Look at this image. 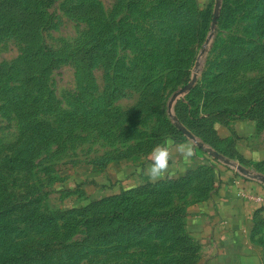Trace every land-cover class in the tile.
<instances>
[{"label":"rangeland","instance_id":"374dc122","mask_svg":"<svg viewBox=\"0 0 264 264\" xmlns=\"http://www.w3.org/2000/svg\"><path fill=\"white\" fill-rule=\"evenodd\" d=\"M236 120L264 141V0H0V264H200Z\"/></svg>","mask_w":264,"mask_h":264},{"label":"crops","instance_id":"0c3cea01","mask_svg":"<svg viewBox=\"0 0 264 264\" xmlns=\"http://www.w3.org/2000/svg\"><path fill=\"white\" fill-rule=\"evenodd\" d=\"M229 126L217 124L215 130L221 142L230 140L235 164L219 167L218 188L190 211L188 226L202 250L200 264H264V141L254 121L236 120ZM186 156L169 154L170 165L158 177L198 166L189 158L182 160ZM151 166L135 167L120 182L153 179Z\"/></svg>","mask_w":264,"mask_h":264},{"label":"clouds","instance_id":"9594fccd","mask_svg":"<svg viewBox=\"0 0 264 264\" xmlns=\"http://www.w3.org/2000/svg\"><path fill=\"white\" fill-rule=\"evenodd\" d=\"M177 151L190 156L191 150L186 148L183 144H178ZM155 154V162L149 168V175L154 179L162 174V172L167 168V151L166 150H154ZM258 158V157H257Z\"/></svg>","mask_w":264,"mask_h":264},{"label":"trees","instance_id":"16d2710c","mask_svg":"<svg viewBox=\"0 0 264 264\" xmlns=\"http://www.w3.org/2000/svg\"><path fill=\"white\" fill-rule=\"evenodd\" d=\"M252 121V120H251ZM255 122V121H254ZM215 132H216V130H215ZM216 134V133H215ZM217 135V134H216ZM218 137V136H217Z\"/></svg>","mask_w":264,"mask_h":264}]
</instances>
